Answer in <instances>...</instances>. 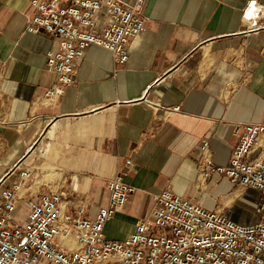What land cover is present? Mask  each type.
Masks as SVG:
<instances>
[{"label": "crops", "instance_id": "1", "mask_svg": "<svg viewBox=\"0 0 264 264\" xmlns=\"http://www.w3.org/2000/svg\"><path fill=\"white\" fill-rule=\"evenodd\" d=\"M252 1L147 0L127 63L90 46L52 102L47 54L56 42L27 32L29 0H0V180L29 170L24 199L65 190L63 215L94 218L121 176L135 192L105 226L113 241L128 238L169 187L239 224L258 223L261 192L203 176L200 149L207 140L214 166L225 167L237 126L264 124V0ZM251 157L264 160V134Z\"/></svg>", "mask_w": 264, "mask_h": 264}, {"label": "built area", "instance_id": "2", "mask_svg": "<svg viewBox=\"0 0 264 264\" xmlns=\"http://www.w3.org/2000/svg\"><path fill=\"white\" fill-rule=\"evenodd\" d=\"M146 1L29 0L34 14L27 32L43 31L56 42L47 54L56 82L45 97L54 102L63 96L90 46L103 47L118 64H126L131 41L145 31ZM235 133L239 142L225 167L214 166L210 144L202 141V174L217 173L243 189L259 190L258 223L239 224L169 187L155 197L149 216L128 238L113 241L106 238L105 226L135 192L121 176L108 182L107 205L86 218L61 213L65 190L24 199L21 191L32 177L25 170L17 180L8 181L11 173L0 180V264H264V160L251 159L264 124L239 125Z\"/></svg>", "mask_w": 264, "mask_h": 264}, {"label": "bare ground", "instance_id": "3", "mask_svg": "<svg viewBox=\"0 0 264 264\" xmlns=\"http://www.w3.org/2000/svg\"><path fill=\"white\" fill-rule=\"evenodd\" d=\"M72 247V246H71Z\"/></svg>", "mask_w": 264, "mask_h": 264}]
</instances>
